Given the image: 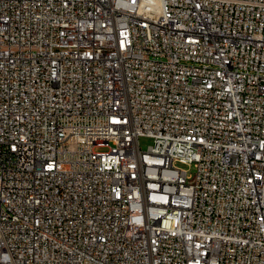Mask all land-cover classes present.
<instances>
[{"label":"built area","instance_id":"1","mask_svg":"<svg viewBox=\"0 0 264 264\" xmlns=\"http://www.w3.org/2000/svg\"><path fill=\"white\" fill-rule=\"evenodd\" d=\"M0 264H264V0H0Z\"/></svg>","mask_w":264,"mask_h":264},{"label":"rangeland","instance_id":"2","mask_svg":"<svg viewBox=\"0 0 264 264\" xmlns=\"http://www.w3.org/2000/svg\"><path fill=\"white\" fill-rule=\"evenodd\" d=\"M153 143V138L148 135H143L139 138V144L143 150H146ZM106 148H98V150H104ZM193 173L195 171L193 170Z\"/></svg>","mask_w":264,"mask_h":264}]
</instances>
